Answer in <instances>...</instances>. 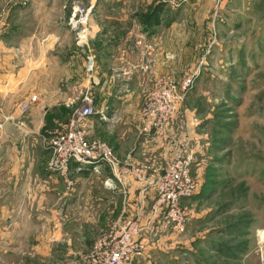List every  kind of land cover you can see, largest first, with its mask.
Masks as SVG:
<instances>
[{
    "label": "crops",
    "instance_id": "crops-1",
    "mask_svg": "<svg viewBox=\"0 0 264 264\" xmlns=\"http://www.w3.org/2000/svg\"><path fill=\"white\" fill-rule=\"evenodd\" d=\"M151 1L107 4L100 0L90 5L94 16L88 21L87 44L80 45L82 48L76 46L70 29L58 34L49 25L38 24L33 30L24 24L18 14L25 12L26 18L32 14V6L26 7L22 0L4 7L0 97L3 115L13 119L16 129L15 133L3 131L0 149L3 213L31 217L38 215L43 204V208L50 207L48 217L61 218L62 224L54 222L44 229L42 239L48 242L40 244L39 252L49 251L61 234L66 238L61 241L64 250L75 246L69 244L74 233L70 218L77 215L78 209L83 224L75 226V232H81L87 249L121 214L141 217L143 228L148 230L156 200L153 181L167 168L168 152L167 134L146 127L143 108L154 78L167 72L168 57L179 56L184 39L182 29L178 32L181 19L174 16L169 24L164 17L165 2ZM215 2H194L201 18L192 20L193 26H203L200 22L209 17ZM206 10L207 15H203ZM196 14L194 10L190 16L195 18ZM90 55L96 64L91 74L87 72ZM86 93L95 110L88 118L89 137L111 145L123 162L122 183L115 190L105 185L113 177L108 168L73 170L68 182L51 168L49 152L42 146L41 137L56 127H65L73 110L83 104ZM32 96H37V101L22 114L19 104ZM61 196L63 204L57 212L54 204ZM154 224L161 231L159 223ZM75 258L68 262H84Z\"/></svg>",
    "mask_w": 264,
    "mask_h": 264
},
{
    "label": "rangeland",
    "instance_id": "rangeland-1",
    "mask_svg": "<svg viewBox=\"0 0 264 264\" xmlns=\"http://www.w3.org/2000/svg\"><path fill=\"white\" fill-rule=\"evenodd\" d=\"M17 1L20 0H0V46L6 25L4 7ZM98 1L22 0L26 7L32 6V14L26 18L25 12L18 15L33 30L38 24L49 25L58 34L70 29L79 48L71 23L73 5L90 7L92 20L94 9L90 5ZM196 1L203 0L165 2L163 8L169 24L174 16L181 19L178 32L182 29L184 39L179 56L168 57L167 72L162 75L167 79L169 75L178 87L187 79L190 82L180 91L182 99L175 103L161 132L167 134L168 165L177 153L193 151L191 174L199 187L182 202L187 213L182 232L164 229L152 214L148 230L144 227L141 234L146 252L134 264H264V0H215L209 17L200 22V29L192 22L200 20V11L194 7ZM48 5L52 6L49 10ZM194 10L195 18L190 16ZM202 14L207 15V10ZM2 108L3 100L0 114L5 120ZM145 125L148 127L146 121ZM14 127L0 126V149L3 131L15 133ZM57 129L41 137L42 146L49 152L48 161L52 159L49 142ZM0 174V264H70L68 261L75 257L84 260L90 247H83L86 242L81 241V232H75V226L83 224L78 219L81 210L70 218L74 233L69 244L75 246L64 250L61 241L66 238L61 234L49 251L39 252L40 244L48 242L42 239L44 229L63 221L57 215L48 217L50 207L43 208V204L38 215L31 217L3 213V172ZM60 198L54 204L57 212L63 204ZM154 223H159L161 231Z\"/></svg>",
    "mask_w": 264,
    "mask_h": 264
},
{
    "label": "built area",
    "instance_id": "built-area-1",
    "mask_svg": "<svg viewBox=\"0 0 264 264\" xmlns=\"http://www.w3.org/2000/svg\"><path fill=\"white\" fill-rule=\"evenodd\" d=\"M151 1V0H147ZM172 2V0H157ZM90 7L75 4L72 8L71 23L75 38L79 45L87 44L88 21ZM94 57H89L87 72L92 73L95 67ZM146 67V66H145ZM190 79L180 87L168 75L158 76L153 87L149 90L145 102L147 126L159 132L166 126L175 103L182 99V92L189 86ZM37 101V96L23 101L19 105L22 114L30 111V107ZM0 97V113H1ZM95 114L92 100L88 93L84 95L83 104L73 110L65 127L56 131L50 139L52 151L50 166L62 175L67 181L73 170L91 169L101 171L108 168L113 174L105 181L108 188H116L122 183V163L115 155L112 147L99 139L89 137L88 118ZM1 115V114H0ZM12 119L8 116L0 120ZM13 120V119H12ZM178 155L171 161L167 169L160 173L153 181L156 200L152 207V214L159 220L164 229L182 232L186 226L187 213L182 202L191 198L198 190L199 183L191 174L194 153L189 150L187 154ZM69 182V181H68ZM143 226L140 217H117L91 245L84 258L83 264H134L137 258L144 256L146 243L141 238ZM70 264H78L72 262Z\"/></svg>",
    "mask_w": 264,
    "mask_h": 264
},
{
    "label": "water",
    "instance_id": "water-1",
    "mask_svg": "<svg viewBox=\"0 0 264 264\" xmlns=\"http://www.w3.org/2000/svg\"><path fill=\"white\" fill-rule=\"evenodd\" d=\"M8 125L9 126L13 125L12 119H8V120L4 121L3 126L7 128Z\"/></svg>",
    "mask_w": 264,
    "mask_h": 264
},
{
    "label": "trees",
    "instance_id": "trees-1",
    "mask_svg": "<svg viewBox=\"0 0 264 264\" xmlns=\"http://www.w3.org/2000/svg\"><path fill=\"white\" fill-rule=\"evenodd\" d=\"M156 1H157V0H156ZM157 2H159V3H160L161 1H157Z\"/></svg>",
    "mask_w": 264,
    "mask_h": 264
}]
</instances>
